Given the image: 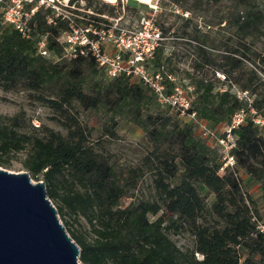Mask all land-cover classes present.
I'll use <instances>...</instances> for the list:
<instances>
[{"label":"trees","instance_id":"trees-1","mask_svg":"<svg viewBox=\"0 0 264 264\" xmlns=\"http://www.w3.org/2000/svg\"><path fill=\"white\" fill-rule=\"evenodd\" d=\"M172 1H181L178 8L188 15L175 12V19L164 20L169 3L157 0L155 23L163 39L151 67L188 79L194 87L192 109L211 128L247 106L233 87L247 91L255 114L264 117V0ZM121 3L86 0L85 6L111 17L120 14ZM137 4L141 7L127 0L124 14L137 17ZM47 13L38 8L32 32H48V47L59 55L55 38L69 27L65 21L47 23ZM193 15L208 17L203 27L189 26ZM0 89L27 91L65 130L28 124L27 131L23 111L0 115V166L24 153L21 162L30 177L44 181L58 216L72 220L63 225L82 262L264 264V235L252 220H264V124L252 115L233 130L234 167L219 172L218 148L194 124L158 104L146 85L125 75L107 78L90 54L45 58L33 39L9 26H0ZM125 124L141 132L136 164L122 162L106 147ZM145 174L152 191L140 197ZM252 183L258 185L256 196ZM79 216L92 232L78 224ZM181 232L191 235L190 247L182 249L170 236Z\"/></svg>","mask_w":264,"mask_h":264},{"label":"built area","instance_id":"built-area-1","mask_svg":"<svg viewBox=\"0 0 264 264\" xmlns=\"http://www.w3.org/2000/svg\"><path fill=\"white\" fill-rule=\"evenodd\" d=\"M79 1L0 0V26H9L23 38L33 39L36 52L45 58L57 60L60 57L74 58L90 54L107 78L125 75L132 81H140L148 87L158 104L168 107L181 121L194 124L197 133L209 145L218 148L222 158L219 172H223L225 167H234L235 158L231 153L235 145L233 130L244 123L248 115H252V120L258 125L264 124V117L255 114L251 106L252 97L247 91L232 88L239 98L247 101V106L236 110L222 126L211 128L192 109L194 87L188 79L163 66L151 67L154 50L163 39L155 23V16L160 11L157 0L154 5L145 2L143 10L138 8L137 22L140 21L141 26L135 24L128 28L120 24L125 17L123 6L127 0H120V14L111 17L107 13H96L92 7L81 5ZM39 7L49 10L45 15L47 23L56 25L58 21H65L68 24L69 28L55 38L62 47L59 55L48 47V32H32L34 23L31 19ZM174 11L188 15V12H183L180 8H174ZM147 12L150 14L147 15ZM89 15H95L98 20L89 19ZM80 20L88 23L81 25ZM147 24H150V28H147ZM181 66L186 67L183 64ZM217 75L223 77L218 73ZM252 220L257 231L264 235V220L255 216Z\"/></svg>","mask_w":264,"mask_h":264},{"label":"water","instance_id":"water-1","mask_svg":"<svg viewBox=\"0 0 264 264\" xmlns=\"http://www.w3.org/2000/svg\"><path fill=\"white\" fill-rule=\"evenodd\" d=\"M65 230L43 180L0 167V264H86Z\"/></svg>","mask_w":264,"mask_h":264},{"label":"rangeland","instance_id":"rangeland-1","mask_svg":"<svg viewBox=\"0 0 264 264\" xmlns=\"http://www.w3.org/2000/svg\"><path fill=\"white\" fill-rule=\"evenodd\" d=\"M105 2H110L113 4L119 3L120 0H102ZM141 4V9L143 10L145 8L144 3L150 2L152 5L155 4L156 0H137ZM167 4L163 7V18L164 20H173L175 19V11H173L174 8H178L181 6V1H178L177 3L172 0H166ZM79 3L84 5L86 3V0H80ZM132 3V1H131ZM139 7V5L137 4ZM176 6V7H174ZM147 15L150 13H146ZM190 17V13H189ZM146 18V17H145ZM208 17H196L195 15L192 16V21L189 24V26L193 24H197L199 26H204L205 22L204 20H207ZM182 22V20H179ZM120 24H122L125 27H131V25L138 24L141 26L140 21L137 22L136 16H130L125 15L124 19L120 21ZM147 28H150V24H147ZM185 64V63H184ZM186 65V64H185ZM187 66V65H186ZM19 111H23V120L25 123V127L28 131V124H31L32 126H36L34 124H38V128L43 126H48L54 130L61 131L65 133V130L54 120L51 116L54 115V112L49 109L48 107L39 104L35 100H33L29 95L27 91H17V90H3L0 89V115L1 116H12L16 114ZM141 135V132L138 128L131 125H122L119 129V138L116 140H109L106 141V147L108 151L113 153L119 160L126 164H136L139 162L141 157V150L138 147V139ZM24 153L19 152L16 153V155L10 159L8 162V165L0 166L3 167L9 171L12 172H20V171H26L22 164V158ZM30 175V174H29ZM242 176L245 177V174L242 173ZM33 181H37L31 178ZM41 180V179H39ZM152 191L151 188V178L148 174H145V177L141 180L139 183V188L137 195L140 197H148ZM250 191L256 196L258 193V185L255 183H252L250 186ZM127 201V200H126ZM64 217V218H63ZM63 217H59V220L64 223V219L68 221H72L68 215H64ZM78 224L82 225L84 228L90 230L91 225L90 223L82 216H79L78 218ZM70 226V224H69ZM66 227L69 230L68 225ZM71 227V226H70ZM92 232V230H90ZM92 235V234H90ZM170 236L173 240L177 243L179 247L182 249L188 248L191 246L192 238L191 235L188 232H181L179 234H172L170 233Z\"/></svg>","mask_w":264,"mask_h":264},{"label":"bare ground","instance_id":"bare-ground-1","mask_svg":"<svg viewBox=\"0 0 264 264\" xmlns=\"http://www.w3.org/2000/svg\"><path fill=\"white\" fill-rule=\"evenodd\" d=\"M139 1H141V0H139Z\"/></svg>","mask_w":264,"mask_h":264}]
</instances>
